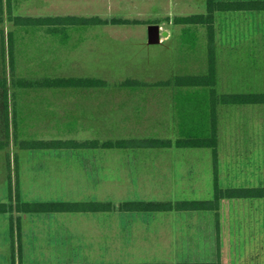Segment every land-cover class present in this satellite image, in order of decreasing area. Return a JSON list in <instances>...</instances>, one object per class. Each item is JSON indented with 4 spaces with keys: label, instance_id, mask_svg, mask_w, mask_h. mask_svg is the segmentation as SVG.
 <instances>
[{
    "label": "rangeland",
    "instance_id": "374dc122",
    "mask_svg": "<svg viewBox=\"0 0 264 264\" xmlns=\"http://www.w3.org/2000/svg\"><path fill=\"white\" fill-rule=\"evenodd\" d=\"M11 5L9 0H0V17L3 19L0 24V76L8 79L9 87L8 96L4 89L0 88V140L6 141L10 135L9 143L5 148L0 149V201H7L16 207L17 183H19V195L23 201L95 199L113 201L115 208H118L121 202L129 198L164 200L156 199V197L172 195L170 188L173 185L171 184L160 185L161 189L157 188L154 191L147 183V163L142 169L140 182L133 184L125 168L122 154L116 150L101 152L102 158L100 156L99 158H101L104 169L101 178L98 179L100 181H96L95 178L91 179L84 173V166L77 159L76 152L63 149L59 151L32 149L23 145L24 142L30 143L37 139L52 138L100 139L101 141L155 136L175 138V129L166 125L172 121L170 109H163L161 113H157L156 120H148L158 126L152 132L148 127L138 126L141 123L145 124V115L130 111L129 115L125 116L124 113L118 112L115 98L121 95L150 96L155 94L165 99L174 90L153 86L122 87L120 82L128 78L152 81L171 79L177 75L206 74L209 69V34L205 26L194 25L186 33L183 31L184 40H171L166 45L169 47L168 50L167 47L164 48L159 44L151 45V48L131 49L127 47L122 49L125 38L128 39L129 36L139 33L146 36L152 22L163 17L149 15V9H142L145 13L140 14L132 12L139 9H132L131 13L120 10L118 16L128 17L126 18L130 20L128 23L133 24L121 23L112 27L105 26L104 30L108 33L95 32L96 34L84 41L82 38L78 39L79 33H83L85 29L81 27L82 25L67 26L65 31L61 28L57 35L46 37L44 36L47 34L46 26H16L9 21V10L14 16L73 15L86 17L95 15L103 9L87 7L83 0H11ZM104 10L109 9L104 8ZM199 10L206 13L207 2ZM260 12L263 13L250 15L237 11L223 15L218 12L217 15L222 16L219 21L218 16L215 20L216 39L213 50H215L217 59L219 94L264 92V56L250 57L238 52L230 57L231 65L224 63L223 57L217 56L223 47L219 39L221 32L218 31L229 30L240 34L253 33L254 36L257 35L256 37L260 36L261 30L264 31V11ZM224 16L228 21L223 20ZM135 18L141 19L140 24H134V22H139ZM74 27L77 33L70 36L72 33L70 30ZM246 36L235 37L234 43L236 41H240L238 44L243 45L249 43L246 41ZM68 37L69 41H67ZM224 38L227 41L226 35ZM57 43L64 44L66 47L62 45L56 47ZM81 43L85 45L81 46ZM251 43L258 47L260 43H264V39H254ZM72 44L75 46H70ZM92 47L94 48L91 49ZM238 48L243 50L250 47ZM248 59L253 62L257 59L258 63L251 65ZM12 60L15 71H13ZM19 77L30 80L94 77L106 80L107 84L84 87H27L14 84V80ZM166 102L164 100V103ZM131 104L128 103V106L131 107ZM163 106L169 107V104H163ZM73 107L78 109L76 114L71 113L70 109ZM221 107L229 109L228 113H223L222 119L229 118L230 121L233 119L237 124L244 123L245 125L252 122V126L243 129L246 132L254 129L257 136L241 138L237 153L233 151L234 146L231 144L230 148L225 150L223 140L226 125H222L221 121L220 125L223 129L220 135L222 148V161L219 166L220 187L264 186V103L221 105ZM67 108H70L67 110L69 112L61 111ZM122 114L125 120H121ZM128 117L131 120H127ZM258 123L260 125H256ZM237 124L232 123V128L228 131L232 133L236 130L243 131L237 127ZM139 130L145 131L137 132ZM259 139L262 142L258 143ZM192 149L184 150L186 152L195 151ZM168 160L171 161L170 157ZM11 183L14 191L12 198L10 197ZM200 190L198 198H211L214 193V180L209 184H202ZM188 196L194 197V195ZM253 205L258 206L259 212L256 209L252 210ZM222 211L225 222L222 243H236L240 248L243 243H264V198L224 199ZM249 211L259 220L258 226L252 222L253 228L257 226V230L255 228L253 233L251 232L252 227L248 224ZM91 217L83 214L59 215L61 221L77 222L74 227L78 236L77 240L84 243L91 259L128 262L148 257L147 250L142 245L143 238H140L136 248L125 245L121 242V235L115 224L116 220L108 226L106 235H100L98 228L92 226V222L89 223ZM10 218L15 224L16 252L13 257L9 230ZM77 218L82 222L79 223ZM85 221H88L87 224ZM49 223L45 215L25 216L24 212L16 210L0 215V261L21 264L33 260H53L54 250L51 243H48ZM18 231H20L19 235ZM19 237H21L20 240ZM170 241L172 242L169 237L168 242ZM96 243L99 244L95 245ZM20 247L21 252H19ZM238 259L231 258L233 260L231 264H238ZM225 260L227 263L229 258Z\"/></svg>",
    "mask_w": 264,
    "mask_h": 264
},
{
    "label": "crops",
    "instance_id": "0c3cea01",
    "mask_svg": "<svg viewBox=\"0 0 264 264\" xmlns=\"http://www.w3.org/2000/svg\"><path fill=\"white\" fill-rule=\"evenodd\" d=\"M87 7L91 8H99L103 9V11L96 12L95 15L105 20L103 23L98 24H88L86 25H78L84 29L83 33H79L80 36L78 39H83L86 41L89 36L96 34L97 32L108 33V31L104 30L105 26H114L120 25L121 23H117L114 19L117 18H128L125 16H118L119 11L128 12L132 9V12L140 14L145 13V10L149 9V15H157L156 17H163L160 19H155L152 23H156L160 25V29L162 31L161 41L159 43H150L149 42V31L147 35L144 34H135L133 36H129L130 38L124 39L125 43L122 44L124 47L122 49H126L130 47L134 48H151V45L159 44L160 46L167 47L171 40H184L183 30L185 29V25L175 23L174 19L177 16H185L191 14L202 13L200 12L202 6L207 0H83ZM105 9H109L105 11ZM152 9H156L157 11H153ZM116 11V12H115ZM231 13V12H221V14ZM241 13L244 14H257L260 15L263 12H248L243 11ZM218 14V13H217ZM86 16V17H92ZM218 16V17H217ZM217 20H220V16L217 15ZM223 20L228 21L227 17L224 16ZM133 18V17H132ZM219 18V19H218ZM137 18H135L136 20ZM139 22H134V24L139 23L141 19H137ZM217 22V21H216ZM226 23V22H225ZM133 24V23H126ZM77 26V27H78ZM47 27V26H46ZM62 28V29H61ZM67 28V27H66ZM61 30H64V27H60ZM59 29V30H60ZM53 31L49 27L46 29V33L44 36L50 37L52 35H57L60 31ZM62 32V31H61ZM72 32L70 36L74 33H77L75 27L70 30ZM96 32V33H95ZM166 32V34H163ZM221 32V36L219 39L221 41V45L223 46L217 56H221L222 61L228 65H231V56L236 55L238 52L241 54H245V56H264V43H260L258 47H255L251 43V40H263L264 39V31L261 30L260 36L256 37L253 33H237L233 31H218ZM228 32V33H226ZM225 33V34H224ZM44 34V33H43ZM42 34V36H43ZM219 35V34H218ZM227 36V41L224 36ZM239 35H247V40L249 43L238 44L240 41H236L234 43L235 37ZM69 36V37H70ZM67 38V41L70 38ZM57 38V37H56ZM58 39V38H57ZM59 40V39H58ZM63 40V39H60ZM123 40V41H124ZM122 41V42H123ZM223 41V42H222ZM226 41V42H225ZM262 42V41H259ZM183 44V42H182ZM65 46L64 44H56V47ZM84 46L85 44H80ZM186 46V44H183ZM70 46H75L74 44ZM249 46V49L241 50L238 47ZM254 46V47H253ZM66 47V46H65ZM92 47L91 49H93ZM263 48V49H262ZM121 49V50H122ZM169 47H167V50ZM263 52V53H262ZM262 63V60H260ZM248 63L253 65L257 64L258 60L256 59L254 62L248 59ZM167 79L161 80H152L145 81L150 83L147 86H153L158 88H172L174 90L171 91V95L168 98L158 95H150V96H134V95H121L120 97L115 98L117 104L118 112L124 113L125 116L129 115L130 111H137L139 114L145 115V124L141 123L138 126L148 127L152 132H154V128H158L156 124L149 122L151 120H156V114L161 113L163 109L169 110L172 116V121L167 123V127L174 128L177 139L183 134V130L186 132H194L201 133V130L205 132V134L209 133V124H210V90L209 88H200V89H189V88H181L175 85H155L160 81H165ZM262 80V76H261ZM124 81V80H123ZM120 82L121 86L124 87L123 83ZM263 83V82H262ZM219 75L217 70V84L216 89L217 92L219 90ZM141 86V87H147ZM261 86V85H260ZM127 87V86H125ZM134 88V87H132ZM219 93V92H218ZM164 100L167 102L164 103ZM74 103V102H73ZM128 103L131 104L129 107ZM163 104H169V107L163 106ZM158 105V106H157ZM218 106V134H219V145H218V158H219V166L222 161V148H221V140L220 135L222 132V125H226L225 130V139L223 140L225 143L224 149L227 150L231 146H234L233 151L238 152V146H240V139L245 138V136H257L256 130L252 129L246 132L244 127L252 126V122L249 124L239 123L237 124L235 120H227L222 119L223 113L226 114L229 112V109H225V107ZM234 105V104H232ZM238 105V104H236ZM183 106V107H182ZM228 106V105H227ZM223 108V109H222ZM70 108L62 109L63 113L69 112L67 111ZM71 113L76 114L78 111L77 108H71ZM223 111V112H222ZM222 112V114H221ZM261 116V115H260ZM127 119V118H126ZM261 119V118H260ZM123 114H122V119ZM127 120H131L128 117ZM149 120V121H148ZM222 121V125L221 124ZM237 124V127L243 129V131L236 130L234 133L228 130L231 129V124ZM257 123V122H256ZM165 125V126H166ZM260 125V123L256 124ZM145 130H139L137 132H144ZM228 131V133H227ZM202 132V133H204ZM129 136V134H127ZM156 137V136H155ZM260 138V136H258ZM159 138V137H158ZM246 140V139H245ZM244 140V141H245ZM239 142V143H238ZM251 142V141H250ZM262 142L260 139L258 143ZM193 148L192 152H186L184 149ZM58 149H54L55 151ZM118 151L121 152L125 168L127 169L128 176L130 177L131 182L134 184H138L140 182V177L143 174L144 164L147 163V183L151 185V188L155 191L157 188L161 189L160 185L171 184V193L170 196H157L156 199H166V200H185V199H204L198 198L197 195L201 193L200 186L202 184H209L214 180V193L211 198L215 195V180H216V172H215V164H214V149L212 147H179L177 145H173L171 147H157V148H144L137 149L136 151H131L128 148H97L96 149V159L90 165V172L83 168L84 173L87 177L91 179H96V181H100L98 179L101 178L102 171L104 169L101 163V152L108 151ZM59 151V150H58ZM73 151V150H68ZM100 154V155H99ZM99 156L101 158H99ZM77 157V156H76ZM170 157L171 161L168 160ZM180 157H184L181 159ZM147 158V160H146ZM78 159V158H77ZM79 160V159H78ZM236 162V158H235ZM219 179V172H218ZM166 187H164L165 189ZM188 195H194V197H189ZM130 199V198H129ZM133 199V198H131ZM140 199V198H135ZM145 199V198H144ZM210 199V198H205ZM252 199V198H251ZM224 200V199H223ZM222 200V201H223ZM256 207V208H255ZM262 208V206L260 205ZM256 209L259 212L258 206L253 205L252 210ZM222 202L220 208L218 210H167V211H155L152 213H139V212H128L121 210L118 208H113L112 210L106 211H88V212H63L57 213L53 216L47 215L45 213H25V216L29 215H45L50 223H49V236L48 243H53L50 241V236L52 233L60 226L65 225L68 228V231L73 235V240L75 243L83 247L84 252L87 254L88 258L93 262H118V263H173L178 264L179 262H209L213 263L218 259V253L220 252L222 264H231L233 263L231 258H239L238 264H264V243H243L242 248L239 247L236 243H222L223 238V229L225 227L224 215L222 214ZM250 213V214H249ZM247 214L249 216L248 224L252 227L251 232L253 233L259 223L257 216L252 215V212L249 211ZM5 214V213H4ZM61 214H83L87 216H92L94 218H90L89 223L92 222V226L98 228V233L100 235H106L107 228L110 224H113V220H116L115 224H117V229L121 235V242L125 245H130V247H135L139 245L140 238H143L142 245L147 250V258L144 259H134L133 261H107V260H93L91 259L89 253L86 251L84 243L82 241H78L77 232L74 227L77 225V222L68 223L65 221L59 220V215ZM2 215V214H0ZM75 220V219H73ZM83 220V219H82ZM96 220V221H95ZM77 221L81 223L82 221L77 218ZM88 222V221H87ZM85 221V223L87 224ZM252 222L256 223L257 226L252 225ZM56 223V224H54ZM10 232H11V218H10ZM80 225V224H79ZM78 225V226H79ZM104 230V231H102ZM255 230V231H256ZM172 240V242H168V238ZM11 238V233H10ZM12 240V238H11ZM218 240L221 243H218ZM99 243H96L97 245ZM52 245V244H51ZM54 259L57 255V252L54 249ZM134 253V252H133ZM228 255V257H227ZM13 257V252H12ZM225 258H229L226 263ZM243 260H240V259ZM53 259V260H54ZM42 261H51V260H42ZM6 263V262H5ZM9 263V262H7ZM12 263V262H11Z\"/></svg>",
    "mask_w": 264,
    "mask_h": 264
},
{
    "label": "trees",
    "instance_id": "16d2710c",
    "mask_svg": "<svg viewBox=\"0 0 264 264\" xmlns=\"http://www.w3.org/2000/svg\"><path fill=\"white\" fill-rule=\"evenodd\" d=\"M11 5V0H9ZM12 6V5H11ZM11 9V7H10ZM253 12L264 11V0H207L206 13H197L185 16L175 17V23L185 25L183 30L185 33L194 25H203L208 31V45H209V69L206 74H193V75H177L171 79L160 81L155 85H175L181 88L200 89L209 88L210 90V124L209 133L205 134L203 130L201 133L186 132L177 139L171 138H119L107 139L101 141L100 139H40L34 140L30 143L24 142V147L32 149H47V150H73L76 152L77 158L82 162V165L87 171H91V164L96 159L97 148H128L131 151L144 148H157V147H171L177 145L179 147H212L214 149V164L216 172L215 180V195L210 199H185V200H144V199H129L120 203L119 208L128 212L139 213H152L155 211L167 210H218L223 199H253L264 198V186H239L222 188L219 185L218 172H219V158H218V106L219 104L232 105V104H262L264 103V92H244V93H223L219 94L216 89L217 84V59L215 50V20L218 12ZM9 21L13 22L16 26L29 25V26H47L51 30H59L64 27L72 25H88L98 24L105 22L104 19L94 16H48V17H25L14 16L12 11L9 10ZM117 23H128L130 20L117 18L114 19ZM3 22L0 17V24ZM184 34V33H183ZM12 35V32H10ZM13 71H15L14 62L12 60ZM15 85H22L27 87H84L97 84H107L106 80L99 78H86V77H58V78H42V79H26L19 77L14 80ZM127 87H141L147 86L150 83L142 81L137 78H128L122 83ZM0 88L4 89L6 96L9 95L8 79L0 76ZM183 107V106H182ZM9 119V117H7ZM204 132V133H202ZM10 139V135L8 137ZM0 140V149L5 148L9 143ZM28 145V146H27ZM19 181V180H18ZM17 203L16 207L7 201H0V214L7 213L12 210L18 212L30 213H45L53 216L57 213L63 212H88V211H106L112 210L115 207L113 201H103L95 199L75 200V201H23L19 195V183H17ZM10 197H13V185L10 186ZM20 218H18L19 220ZM11 238L13 246V256L16 252L14 245L15 239V224L11 220ZM20 231H18V235ZM21 237H19V240ZM22 241V240H21ZM20 241V243H21ZM50 241L54 246L57 255L54 260L42 261L33 260L31 262L21 264H173V263H118V262H93L84 252L83 247L75 243L73 235L68 231L65 225H60L50 236ZM218 243H221L218 240ZM21 252V247L19 248ZM218 260L213 263L209 262H179L178 264H222L220 252L218 253ZM0 264H14L1 262Z\"/></svg>",
    "mask_w": 264,
    "mask_h": 264
},
{
    "label": "water",
    "instance_id": "95a60500",
    "mask_svg": "<svg viewBox=\"0 0 264 264\" xmlns=\"http://www.w3.org/2000/svg\"><path fill=\"white\" fill-rule=\"evenodd\" d=\"M163 34H166L164 32ZM162 31L160 25L153 23L149 26V42L150 43H159L161 41Z\"/></svg>",
    "mask_w": 264,
    "mask_h": 264
}]
</instances>
